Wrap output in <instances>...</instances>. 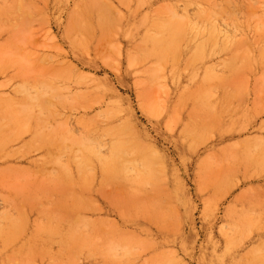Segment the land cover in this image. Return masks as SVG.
Listing matches in <instances>:
<instances>
[{
    "label": "rangeland",
    "instance_id": "rangeland-1",
    "mask_svg": "<svg viewBox=\"0 0 264 264\" xmlns=\"http://www.w3.org/2000/svg\"><path fill=\"white\" fill-rule=\"evenodd\" d=\"M210 8L221 10L222 34L257 57L263 50L258 40L264 24H256L264 22V0H0V126L24 123L21 114L10 110L9 98L19 97L23 110L29 106L25 89L42 94L44 106L34 104L33 109L44 112L59 100L39 89L40 82L44 86L54 80L63 88L58 91L60 115L47 119L56 132L53 142L27 154L0 156V190L11 192L0 195V211L12 200L18 201L17 211L27 210L26 195L58 170L52 160L61 149L83 154L82 144L67 135L99 137L109 115L112 122L129 126L151 154L156 181L146 182L136 197L123 180L100 184L89 193L93 206L83 216L99 237L108 231L110 243L130 251L125 256L127 248L118 252L112 245L120 260L111 255L97 258L96 264H264V156L252 160L251 144L264 137V66H245L227 84L233 91L230 104L246 112L242 125L211 126L214 134L205 126L208 136L201 141L203 129L183 123L188 98L201 89L189 79L191 60L180 52L178 63L169 65L145 41L157 17L168 20L174 11L196 22L199 10ZM221 59L208 62L216 72ZM172 72L176 83L168 78ZM28 139L22 134L13 142ZM106 149H100L103 155ZM34 160V168L25 170ZM31 260L93 264L77 252L64 259L39 255ZM13 262L28 264V259L0 260Z\"/></svg>",
    "mask_w": 264,
    "mask_h": 264
},
{
    "label": "bare ground",
    "instance_id": "bare-ground-1",
    "mask_svg": "<svg viewBox=\"0 0 264 264\" xmlns=\"http://www.w3.org/2000/svg\"><path fill=\"white\" fill-rule=\"evenodd\" d=\"M188 3H194V0H188ZM170 14L171 17L168 20L160 17L154 20L153 31L147 35L145 41L154 49L156 57L165 59L169 65H172L173 62L177 64V57L182 56L181 53L192 62V73L189 79L201 89L195 91L193 98H188L187 111L183 113L186 115L187 122L183 123L186 125L190 123L189 126H198L196 129H203L198 137L201 141L208 136L205 126H210L212 134L215 132L211 126H221V130H224L225 126H241L246 118V112L237 110L230 104L233 91L226 87L231 81L230 77L243 67L264 66V34L260 35L258 40L263 44V50L257 57H254L248 50L232 43L222 34L218 24L221 15L220 9H200L196 22L183 16H177L174 11H171ZM261 19L264 20L262 16ZM99 21L101 20L99 19ZM263 24L264 22H259L256 27ZM248 26L252 27L254 24L249 23ZM221 57L222 59L219 61L221 69L216 72L208 62ZM168 78L175 83L178 80L174 72L169 73ZM40 85L39 89L50 92L53 99L59 100L57 104H61V95L58 91L61 92L62 87L58 89V84L56 85L54 80L49 79L45 81L44 86L43 80ZM240 88L239 85L235 87L236 92H239ZM24 92H27L25 98L29 106L22 108L23 110H19V97L15 95L9 98L10 110L12 108L14 113L21 114L24 117V123L22 126H20L21 124L19 126H7V124L0 126V156H18L32 150L44 149L54 140L56 132L53 124L47 119H56L57 115H60L57 104L53 103L45 108L44 112L43 110L35 111L34 104L44 106V96L42 97V94L32 95L26 89ZM113 119L108 115L109 123L99 129V137L92 139L88 136L84 140H77L73 136L67 135L72 142L76 141L82 144L83 154L78 156L71 152H65L62 148L60 154L52 160L58 165V170L46 176L42 186L29 191V194L26 195L29 199L26 202L27 210L17 211L18 201L12 200V204L0 211V260L7 258L15 261L27 258L28 264H33L31 258L39 257V255L47 256L49 259H64L77 252L96 264L97 258L108 259L111 255L116 258L118 256L115 255L119 251L121 252L123 249L126 251L127 246L118 247L120 244L113 245L114 241L113 244L110 243L108 231L107 234L99 237L93 222L83 216L86 209L92 208L90 194L100 184L116 180L126 181L130 183V188L133 191L131 192L132 197H136L146 182H153V179L156 181L155 170H152L151 154L140 145L138 137L136 138L129 132V126L119 125L116 121L112 122ZM20 121L18 120V122ZM93 129L95 130V128ZM22 134L29 136L28 141L13 142ZM262 137H258L257 143H251L254 144L255 150L252 160H258L256 158L264 156V137ZM238 145L236 144V147ZM102 147L108 149L106 155L100 151ZM187 147L193 148V145L187 144ZM234 152L238 151L234 150ZM237 158V161L241 163L240 157ZM138 164L141 165V168L137 166ZM35 165L36 160L25 170L31 171ZM14 173L15 171L12 169L8 176L10 177ZM9 194H11L10 191L0 190V195ZM261 216L263 220V215ZM75 217L79 219L78 223L73 220ZM231 220L233 219L231 218ZM79 223H82L83 227H78ZM100 224L105 227L102 220ZM102 227L99 226L100 230ZM140 243L138 244L142 246L143 244ZM112 245L114 248H119V250L116 248L118 252L114 249V252H117L114 255ZM128 251L127 248L125 256ZM131 253L133 254L132 250ZM119 257L118 260H120ZM13 263L15 264V262Z\"/></svg>",
    "mask_w": 264,
    "mask_h": 264
}]
</instances>
